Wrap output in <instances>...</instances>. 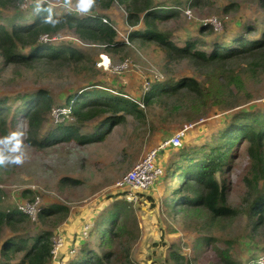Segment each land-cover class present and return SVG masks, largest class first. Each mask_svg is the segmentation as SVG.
<instances>
[{"label": "rangeland", "instance_id": "374dc122", "mask_svg": "<svg viewBox=\"0 0 264 264\" xmlns=\"http://www.w3.org/2000/svg\"><path fill=\"white\" fill-rule=\"evenodd\" d=\"M157 1L173 7L177 5V14L158 23L157 30L179 46H184L186 40L198 39L199 49L208 52L212 42L226 41L241 34L257 38L264 28L262 0H205L198 6H192L189 0ZM81 2L87 3L85 0L14 1L0 6V20L11 27L14 21L30 19L38 4L47 3L57 15H62L71 12L66 5ZM92 12L113 25L122 46L111 51L103 45L82 40L80 43L72 30H66L54 35L57 38L52 43L78 47L89 57L88 61L59 64L42 60L28 67L7 65L0 54V98L8 97V102H15L13 107H17L22 103L20 95L33 94L40 89L50 94L53 106L36 133L39 139L57 125L52 109L59 105L68 107V96H77L95 83L111 92L137 99L143 115L127 114L125 122L116 125L102 141L81 144L72 140L43 148L26 144L28 127L24 120H19L16 126L11 125L10 153L16 165L7 171L0 170V189L4 194L2 208H18L21 202L38 194L45 207L61 204L69 212L53 214L45 221L28 219L16 228L4 225L0 230V251L10 237H34L39 232L50 231L54 233L55 247L50 264H68L80 255L82 246L102 254L108 249L99 245L96 222L109 213L111 205L123 202L130 205L126 219L134 236L127 241L130 243L128 258L133 264H170L173 250L184 255L186 264H224L219 261L218 250H228L236 264L256 262L264 255V235L254 228L250 205L256 196L264 195V178L254 184L255 188H249L245 181L246 176L253 175L248 143L240 140L236 144V153L229 159L228 169L217 176L219 181L226 183L225 204L237 210L232 217L213 215L207 209L177 213L168 210L171 191L178 183L167 170L177 159L180 147L212 141L239 111L264 112V72L249 73V61H232L230 68L233 73L243 75L245 91L222 106L192 110L190 101L177 102L176 98L146 104L142 100L143 90H148L153 80L169 81L185 76L206 82V71L188 58L169 61L153 42L130 39L132 33L143 31L145 24L143 19L137 23L130 21L125 6L115 2L108 8L100 6ZM214 20L220 24L215 26ZM207 23L210 28L200 33L201 25ZM247 23L257 28L249 33L244 28ZM102 54L110 58L108 67L100 64ZM125 61L129 63L128 68L117 70L116 67ZM105 62L108 63V59ZM97 120L82 125L80 131L84 134L95 131ZM63 122L76 123L74 118ZM182 132L179 148L167 144L170 138ZM154 150H157V161L163 169V175L155 184L136 192L119 185L126 173ZM64 177L75 179L77 183L62 182ZM130 192H133L131 201L127 199ZM122 249L119 245L117 259L108 264H121Z\"/></svg>", "mask_w": 264, "mask_h": 264}, {"label": "trees", "instance_id": "16d2710c", "mask_svg": "<svg viewBox=\"0 0 264 264\" xmlns=\"http://www.w3.org/2000/svg\"><path fill=\"white\" fill-rule=\"evenodd\" d=\"M19 0H0V6ZM90 14L77 17L67 12L57 15L51 5L38 4L32 17L28 20H17L9 27L0 20V54L4 63L18 66H32L42 60L53 63L80 64L89 57L78 47L70 44L44 42L42 36H54L66 30H72L77 37L88 43L103 45L116 51L122 46L118 40V32L109 22L92 12L98 7L108 8L115 2L127 9L128 19L133 23L143 19L145 29L134 32L130 39H138L141 43L153 42L164 52L169 61L188 58L198 68L206 71L208 78L201 82L194 77H181L177 80H153L148 90L143 85V102H165L167 98H176L177 102L190 101L192 110L208 109L222 106L242 91H245L243 75L234 72L230 63L237 60L249 61V73L264 72V28L257 38L238 35L226 41L212 42L207 52L199 49L200 40H186L184 46L176 45L157 30V24L177 14L175 7L156 0H85ZM205 0H189L192 6L202 5ZM181 3V2H176ZM264 5V0H262ZM210 28V24H202L200 33ZM244 28L250 33L257 27L247 23ZM207 46V45H204ZM26 51V52H24ZM149 83V82H148ZM92 84L91 87L79 92L77 96L67 97L66 105L70 108L71 117L76 123H56L55 127L42 139L39 132L45 115L51 111L53 101L50 94L40 89L33 94L20 95L22 103L13 107L8 97L0 98V170L15 167L16 160L10 153V126H16L24 120L28 127L26 144L43 148L64 141H76L88 144L102 141L121 123L127 114L133 113L140 117L142 106L137 99H131L120 92L114 93L107 87ZM237 88V91L235 90ZM226 122L210 142L180 147L178 157L168 166L167 174L175 177L177 185L171 191L167 209L177 211L198 212L207 209L213 215L232 217L237 210L228 207L226 202L225 180L219 181L218 174H223L229 167V159L236 153V144L241 141L248 143V156L252 159L253 175L246 176L249 188L264 178V112L242 110ZM97 120L95 131L84 134L81 126ZM179 148V147H178ZM77 180L64 177L62 182ZM175 181V183H176ZM172 182L170 185H173ZM27 195V192H24ZM4 194L0 189V230L4 225L16 228L18 224L29 218L18 208H2ZM32 198L26 199L31 200ZM127 201V200H126ZM129 202V201H127ZM130 205L116 203L108 209L109 213L101 216L96 222L100 235V247H106L102 254L95 253L86 246L81 247L80 255L72 258L68 264H108L117 259L116 250L120 245L124 255L121 264H133L130 255L128 237L133 232L128 228L127 209ZM38 218L45 221L52 215L66 214L69 210L61 204L44 206ZM254 228L264 235V195H258L250 205ZM50 231H42L33 236H17L8 238L0 251V264H50L54 253V241ZM207 241L211 238H206ZM219 261L224 264H236L228 254V250H218ZM17 260V263H16ZM170 264H186V258L179 251L171 252ZM256 264V262H252Z\"/></svg>", "mask_w": 264, "mask_h": 264}, {"label": "built area", "instance_id": "2783aa9c", "mask_svg": "<svg viewBox=\"0 0 264 264\" xmlns=\"http://www.w3.org/2000/svg\"><path fill=\"white\" fill-rule=\"evenodd\" d=\"M67 9L71 11V13L76 14L78 17H82L83 15L90 14L87 3L81 2L78 5H66ZM104 22H108L106 18H103ZM214 25L217 26V20H214ZM57 37L49 36L45 34L42 36L41 40L44 42H53ZM76 41L83 43L80 39L76 38ZM128 42V40H127ZM102 61L100 64H103L105 67H108L110 64V58L107 54H102ZM108 59V63L105 60ZM129 66L128 61L123 62L121 65L117 66V70H125ZM70 108L69 107H61V105L56 106L52 109V117L54 122L60 123L63 122L64 119H70ZM182 133L175 135L172 139L170 138L167 144H173L175 147H180L182 144L181 136ZM157 150H154L148 153L147 156L139 160L131 170H129L126 175L122 178L119 185L127 186L128 188L136 191H144L152 187L155 182L163 175V169L157 161ZM35 188V187H34ZM133 192H130L127 195V199L129 201L132 200ZM43 203L41 200V196L35 194L31 200L23 201L19 204L18 209L22 211L28 218L32 221H36L38 219V215L43 211ZM59 243V242H58ZM55 252V247L53 248V253ZM256 264H264V255L260 256L256 260Z\"/></svg>", "mask_w": 264, "mask_h": 264}, {"label": "bare ground", "instance_id": "6f19581e", "mask_svg": "<svg viewBox=\"0 0 264 264\" xmlns=\"http://www.w3.org/2000/svg\"><path fill=\"white\" fill-rule=\"evenodd\" d=\"M151 188V187H150Z\"/></svg>", "mask_w": 264, "mask_h": 264}]
</instances>
